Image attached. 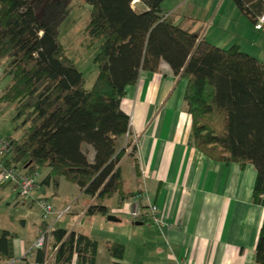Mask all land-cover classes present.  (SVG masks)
I'll use <instances>...</instances> for the list:
<instances>
[{
    "label": "trees",
    "instance_id": "obj_1",
    "mask_svg": "<svg viewBox=\"0 0 264 264\" xmlns=\"http://www.w3.org/2000/svg\"><path fill=\"white\" fill-rule=\"evenodd\" d=\"M83 1L90 6L84 33L90 44L102 39L90 89L59 41L69 0H0V61L8 60L1 74L10 79L0 101L14 104L16 129L26 128L23 137L6 138L11 151L3 166L29 175L43 169L38 186L74 185L92 200L88 216L107 217L104 201L122 196L118 164L127 151L139 173L135 146H117L130 128L121 108L126 88L141 72H159L166 64L186 81L188 143L212 161L251 164L256 171L252 201L264 207V63L236 45L216 47L175 24L162 12L164 0ZM232 2L251 24L263 11V0ZM43 232L53 264H95L98 244L88 236L48 228L45 222ZM14 238L0 229V262L12 258ZM106 248L121 258L122 245L106 242ZM45 259L44 250L37 249V263ZM255 261L264 264V219Z\"/></svg>",
    "mask_w": 264,
    "mask_h": 264
},
{
    "label": "crops",
    "instance_id": "obj_2",
    "mask_svg": "<svg viewBox=\"0 0 264 264\" xmlns=\"http://www.w3.org/2000/svg\"><path fill=\"white\" fill-rule=\"evenodd\" d=\"M230 1L233 3L232 0H164L161 9L175 24L198 32L204 25L199 24L203 11L213 12L215 19L224 6L230 7L239 24H206L205 35L199 36L212 45L220 42L221 45L214 46L222 49L236 45L264 63V36ZM166 2L173 7L163 8ZM185 6L190 8V13L174 16L175 11ZM210 29L215 31L209 33ZM185 89L186 81L162 64L159 72H141L137 83L126 88L121 103L130 118V128L117 141L118 150L131 142L139 170L137 174L127 151L118 164L124 180L122 192L145 194L143 205L155 204L166 227L143 222L136 226L126 215L115 211L120 201L117 194L104 201L109 210L107 216L117 221L110 222L101 215L88 216L86 211L92 200L78 187L67 186L65 181H60L56 190L38 186L34 200L20 204L32 208L35 200L44 199L61 209L68 205L62 195L73 193L74 208L67 215L78 214L79 218L62 229L97 242L95 264H170L174 260L188 264H258L255 245L264 207L252 201L256 171L251 164L212 161L188 143L191 118L184 109ZM45 174L43 170L37 184ZM7 187L17 194L13 186L0 185V189ZM78 194L84 198L79 199ZM84 217H88L85 222ZM54 221L41 220L31 231L21 233L0 227L15 234L12 258L0 264H38L34 242L41 234L43 222L53 228ZM106 242L123 246L121 258L110 254ZM43 264H48L47 258Z\"/></svg>",
    "mask_w": 264,
    "mask_h": 264
},
{
    "label": "rangeland",
    "instance_id": "obj_3",
    "mask_svg": "<svg viewBox=\"0 0 264 264\" xmlns=\"http://www.w3.org/2000/svg\"><path fill=\"white\" fill-rule=\"evenodd\" d=\"M231 4L233 5V3ZM164 7L166 9H170V7H173V5L166 2L163 8ZM67 8L68 15L60 25L59 29V41L66 55L74 61L76 68L82 73L85 80V88L90 89L97 75V68L93 60L99 51V45L102 39L90 44L88 37L84 33L90 13V6L88 4H86L83 0H69ZM166 12L169 13L170 11ZM188 13H190V8L188 6H185L183 8H180L178 11H175L174 16H180ZM213 15V12L207 13L205 11H203L199 15V19L201 21L199 24H204L201 25V27H199L198 29V32L201 36L205 35L207 29L206 24H214V26H217V24H239L236 17L231 15L230 7L224 6L220 13L215 17V19ZM227 18L229 20H226ZM211 20L212 22H210ZM214 31V29H210L209 33ZM215 43L216 44L214 45H221L220 42L216 41ZM222 47L226 46L222 45ZM7 62V59L0 61L1 70L3 66L7 64ZM9 82L10 79L8 77H4L0 73V90H2ZM14 116V104L4 103L0 101V138L11 137L19 139L26 134V128L16 129L17 124L13 121ZM42 174L43 169L39 170L36 173V180H39ZM67 184V186H70L69 183ZM71 195H73V193H64L62 195V199H64L63 202L65 204L67 203L68 205H73V207L71 206V208H74V195ZM76 197H79L80 199L83 196L78 194ZM21 199H23L22 196H20L18 193L15 194V192H12V190L8 187L0 189V227H6V229H10L11 231H16L19 233H21L22 231L28 232L31 231L32 228L39 223V221L43 220L41 210L36 205V202L32 205V208H28L27 206L20 204L19 201ZM27 202L28 200H26V203ZM13 203H16L17 206H14ZM52 206L56 211L62 209H57L53 204ZM78 218V214H71L64 216L61 220L58 221H54L55 219L52 216H49L46 220L43 221H54V224L52 225L53 228H66V226L68 225H73L78 220ZM86 220H88V217H84L83 222H85ZM23 222L25 226H23ZM52 254L53 250L51 249L50 245L49 253L47 256L48 264H53Z\"/></svg>",
    "mask_w": 264,
    "mask_h": 264
},
{
    "label": "built area",
    "instance_id": "obj_4",
    "mask_svg": "<svg viewBox=\"0 0 264 264\" xmlns=\"http://www.w3.org/2000/svg\"><path fill=\"white\" fill-rule=\"evenodd\" d=\"M254 29L259 31L264 36V0L263 11L253 23ZM11 151L10 141L6 138H0V185H11L17 190V193L22 196L19 202L26 203V200H34L33 196L38 191V184L36 175H29L26 171L3 166V158ZM146 199L145 194L138 193H125L122 192L120 197L119 206L116 212L126 215L131 222H149L158 228L166 227L159 208L152 203L143 205ZM36 205L41 210L42 219L46 220L52 216L55 221L61 220L64 216L71 212V205H67L59 211H56L52 204L46 200H36ZM34 249H43L45 257L48 258L50 249L48 235L45 232L41 233L34 242ZM170 264H188L184 261L174 260Z\"/></svg>",
    "mask_w": 264,
    "mask_h": 264
},
{
    "label": "water",
    "instance_id": "obj_5",
    "mask_svg": "<svg viewBox=\"0 0 264 264\" xmlns=\"http://www.w3.org/2000/svg\"><path fill=\"white\" fill-rule=\"evenodd\" d=\"M106 219H107L108 221H110V222H115V221H117V220L115 219V217L110 216V215L107 216ZM141 224H142L141 222H136V223H135L136 226L141 225Z\"/></svg>",
    "mask_w": 264,
    "mask_h": 264
}]
</instances>
